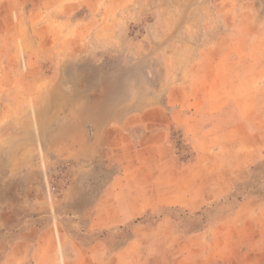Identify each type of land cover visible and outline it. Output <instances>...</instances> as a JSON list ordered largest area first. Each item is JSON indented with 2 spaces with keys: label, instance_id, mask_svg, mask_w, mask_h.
Returning <instances> with one entry per match:
<instances>
[{
  "label": "rangeland",
  "instance_id": "1",
  "mask_svg": "<svg viewBox=\"0 0 264 264\" xmlns=\"http://www.w3.org/2000/svg\"><path fill=\"white\" fill-rule=\"evenodd\" d=\"M242 2L131 0L108 18L114 20L116 29L114 44L106 45L102 43L108 36L106 30L90 32L85 25L88 19L104 22L105 8L84 10L79 0H0V15L8 26L10 7L17 8L13 20L19 40L25 43L20 44L23 54L18 61L8 62L16 70L5 77L0 72V139H33L35 147L34 155L21 158L18 165L19 158H11L10 149L0 155V264H67L77 255L76 246L98 241L106 247L105 256L113 258L128 243L131 223L89 230L97 195L120 170L117 162L106 158V152L89 158L90 150L96 144L109 148L103 129L122 127L108 126L107 119L138 115L140 104H165L170 87L180 77L186 80L194 63L199 66L188 57L206 47L204 37L218 32L210 25L203 27L202 22L220 19L215 6ZM257 2L264 8V0ZM152 4L158 5V13L151 10ZM32 7L35 10L30 11ZM155 20L160 26L152 28ZM174 23L179 29L170 28ZM47 37L50 43L46 45ZM96 48L103 59L93 57ZM139 51L145 52V59L132 60ZM172 54L177 58L171 59ZM131 128L126 139L133 148L142 127ZM168 144L178 163L192 161L196 149L208 147L193 142L181 128L170 130ZM221 145L231 156L254 142L227 140ZM68 147L79 149L85 157L68 152ZM255 165V172L253 162L243 176L245 181L225 204H212L199 217L172 210L178 228L187 231L199 226L232 209L235 199L254 193V181H264V159ZM160 213L142 221L153 224Z\"/></svg>",
  "mask_w": 264,
  "mask_h": 264
},
{
  "label": "crops",
  "instance_id": "2",
  "mask_svg": "<svg viewBox=\"0 0 264 264\" xmlns=\"http://www.w3.org/2000/svg\"><path fill=\"white\" fill-rule=\"evenodd\" d=\"M79 1L86 6L84 10L106 9L104 22L88 19L85 25L90 32L106 30L108 36L102 43L114 44L116 24L111 16L131 0ZM151 7L158 13V5ZM214 9L220 19L202 23L203 27L218 28L217 34L204 37L206 47L188 57L198 61L199 66L194 63L187 70V79L180 77L170 87L165 104H140L138 115L107 119L108 126L122 127L115 131L110 126L103 129L110 139L109 148L96 144L90 150L89 158L106 152V158L117 162L120 170L97 195L89 230L98 232L131 223L132 238L113 258L105 256L106 247L99 241L76 246L74 251L79 255L76 252L67 264H264V181H254V193L241 199L232 197L235 203L229 211L187 231L178 228L172 214V210H182L199 217V212L212 204H225L245 181L243 176L253 162L255 172L256 162L264 159V8L257 0H245ZM33 10L35 7L30 11ZM17 11L15 6L10 7L11 15L6 16L10 26L0 15L2 77L16 70L8 62L13 64L23 54L20 44L25 43L19 40L13 20ZM152 25L160 26L157 20ZM179 27L178 23L170 24V28ZM49 43V37L45 38L44 44ZM144 53L139 51L132 60H144ZM94 54L93 57H104ZM176 58L171 55V59ZM235 78L243 79L239 82ZM133 126L142 127V134L132 148L126 135ZM172 128H181L193 142H203L208 147L196 149L192 161L178 163L168 144ZM227 140L254 142V146L235 150L230 156L221 145ZM215 142L219 145L212 148ZM33 143V139H0V155L10 149L9 156L19 158L18 165L21 158L34 155ZM6 145L10 148H4ZM78 150L68 147V152L85 157ZM158 211L161 213L155 223L142 221Z\"/></svg>",
  "mask_w": 264,
  "mask_h": 264
}]
</instances>
